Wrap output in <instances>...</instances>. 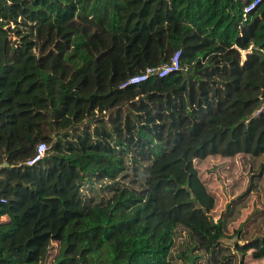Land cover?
<instances>
[{
	"label": "trees",
	"instance_id": "16d2710c",
	"mask_svg": "<svg viewBox=\"0 0 264 264\" xmlns=\"http://www.w3.org/2000/svg\"><path fill=\"white\" fill-rule=\"evenodd\" d=\"M262 200L264 0H0V264H264Z\"/></svg>",
	"mask_w": 264,
	"mask_h": 264
},
{
	"label": "rangeland",
	"instance_id": "374dc122",
	"mask_svg": "<svg viewBox=\"0 0 264 264\" xmlns=\"http://www.w3.org/2000/svg\"><path fill=\"white\" fill-rule=\"evenodd\" d=\"M209 163H211L213 168L210 170L211 172L205 174V177L211 181L218 195L220 197L226 196V200L228 201L231 198L227 194L230 182L226 179V175L231 172L239 179L241 177H246V174H244L246 170L244 169H248V165L244 166L239 159L226 163L218 160H210ZM201 169H203V167H201ZM55 248L57 250V246H55Z\"/></svg>",
	"mask_w": 264,
	"mask_h": 264
},
{
	"label": "built area",
	"instance_id": "2783aa9c",
	"mask_svg": "<svg viewBox=\"0 0 264 264\" xmlns=\"http://www.w3.org/2000/svg\"><path fill=\"white\" fill-rule=\"evenodd\" d=\"M179 69H180L179 68V52H176L174 56L172 57V60L169 64H166L158 69H154V68L147 69L144 74L130 78L125 84L121 86V88L127 85H133V84H137L142 81H145L148 77L153 76V75H156L158 78H162L170 73L178 71Z\"/></svg>",
	"mask_w": 264,
	"mask_h": 264
},
{
	"label": "water",
	"instance_id": "95a60500",
	"mask_svg": "<svg viewBox=\"0 0 264 264\" xmlns=\"http://www.w3.org/2000/svg\"><path fill=\"white\" fill-rule=\"evenodd\" d=\"M262 106H263V102L260 101V103L258 104L257 108H256L255 111H254V114H256L258 111H260L261 108H262Z\"/></svg>",
	"mask_w": 264,
	"mask_h": 264
}]
</instances>
